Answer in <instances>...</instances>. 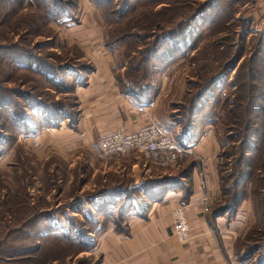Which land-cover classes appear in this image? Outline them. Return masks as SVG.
I'll return each mask as SVG.
<instances>
[{"label":"rangeland","instance_id":"1","mask_svg":"<svg viewBox=\"0 0 264 264\" xmlns=\"http://www.w3.org/2000/svg\"><path fill=\"white\" fill-rule=\"evenodd\" d=\"M212 1L132 0L125 7L128 0H113L111 9L120 16L97 15L103 31L94 36L114 42L110 51L117 69L124 63L127 70L140 66L142 76L126 77L132 86L166 63L164 75H173L167 83L188 90L180 109H186L189 93L215 78L206 121L220 142L219 198L226 202L246 189L258 217L248 232L255 239L264 231V0H218L208 17L204 10ZM88 3L93 4L0 0V264H100L95 242L101 231L85 219L99 213L126 231L128 218L145 207L95 205L111 198L114 189L108 187L131 178L126 167H110L116 158L97 151L98 125L74 122L75 90L98 65L87 54L100 46L91 47L95 37L86 45L71 44L73 33L50 18L71 14L76 4L87 9ZM79 10L78 19H93ZM178 26L186 27L177 33ZM169 38H177L180 47L173 61L161 56L171 46ZM52 226L59 228L58 236L45 231ZM252 238L244 251L256 245Z\"/></svg>","mask_w":264,"mask_h":264},{"label":"crops","instance_id":"2","mask_svg":"<svg viewBox=\"0 0 264 264\" xmlns=\"http://www.w3.org/2000/svg\"><path fill=\"white\" fill-rule=\"evenodd\" d=\"M74 6L75 9L69 11L71 14L65 11L66 16L58 21L73 33L71 44H89L95 31H103L97 17L101 16L100 10L94 4H89L87 9L82 5ZM77 9L82 10L81 15L92 13L95 20L78 19ZM102 36L104 38V33ZM106 44L96 38L91 47H100L92 54L86 53L98 65L87 74V82L75 90L77 116L74 122L98 125L99 134L116 126L132 131L155 123L162 131L191 142L192 151L177 166L165 169L158 168L148 156L132 153L111 163L114 170L126 167L132 179L127 186L138 188L137 194L131 197L141 198V203L146 205L141 213L128 218L126 231L117 232L108 222L100 229L95 242L100 264H256L260 256L264 258L262 250L255 247L256 253L250 256L249 251H244L252 238L248 232L253 231L258 218L251 197L245 194L230 210L214 213L223 202L219 198L220 142L212 123L182 114L178 106L188 90L167 83L173 75H164L166 63L159 71L152 69L146 82L137 80L132 86L123 74L125 63L119 69L114 67V54L110 51L114 47H106ZM174 175L182 179H176L174 187L161 189L157 197L146 195L141 187L144 180L160 181ZM178 202L184 205L189 222V236L183 243L171 229L170 211ZM257 251L259 256H256Z\"/></svg>","mask_w":264,"mask_h":264},{"label":"trees","instance_id":"3","mask_svg":"<svg viewBox=\"0 0 264 264\" xmlns=\"http://www.w3.org/2000/svg\"><path fill=\"white\" fill-rule=\"evenodd\" d=\"M91 1H92V3L96 7H98L100 9L101 16H102L103 19H105V20H106V18L108 20L109 19H115V18H118L120 16L119 15L120 12L117 14L116 11L113 12V9H111L112 8L111 3L113 2V0H106V1H104V0H91ZM130 1H132V0H128V2L124 4V6L127 7L129 5ZM217 1L218 0L212 1L208 5V7L204 10V11H206L205 13H207L208 17H211V15H212V13L210 12V8L212 6L214 7V4ZM72 6H74V5H72ZM114 14H116V15H114ZM64 16H66V12L60 13L57 17L50 16V18L51 19H55L56 21H58V20L60 21V20H63V17ZM185 27L186 26L179 27L177 33H180ZM245 31H247V30H245ZM177 33H174V35L177 34ZM117 39L120 40L119 37H117ZM167 41H168V45H171V46L170 47H167V48L165 47L164 50L161 51L162 52L161 56L162 55H166V59L169 56V57H171L169 59V61H173V60H175V57L178 55V53L180 51V47L178 46V43H177L178 40H177V38H174V39L173 38H169ZM112 43H114V42H111V43L107 42L108 46H111ZM183 51H184V48H183ZM237 60H238V58H235L233 60V62H232L233 64H232V66L229 69H232L233 68V66L237 62ZM84 66L86 67L84 69L85 71H87V70L90 69V68H88L87 65H84ZM127 69L128 68L125 66V71L126 72L124 73V75H126V77H131L132 76V73L134 75H139V76H142L143 75V74L142 75L140 74L141 73L140 66L139 67H132L129 70H127ZM221 73H224V72H221ZM148 78H149V76H148ZM138 80H142V79L139 78ZM136 82H137V80H136ZM135 85H136V83H135ZM217 86L218 85H216L215 78H212L211 81L208 82L207 85L204 84L202 87H200L199 89H197V92H194L193 94L189 93V96L187 97V103L185 104L186 105V109H185L184 106L182 107V109H180L181 112H182V114L184 113V115L186 116V118L189 117V116L194 117V118L197 119V121H204V120L208 119L209 118L208 117L209 116L208 114H210V108L212 106L211 99L213 101V99L215 97L214 95H215ZM76 114H75L74 120L76 119ZM211 115H210V117H211ZM209 122H211V121H209ZM176 179L178 180V178H176V177H172L171 178L170 176L169 177L165 176L163 178V180H160V181L144 180L143 181V184H141V187L144 188L146 195L148 194V195H150L151 198H154V197H157L158 196V193H159V191L161 189L166 188V187H171V186L174 187L175 186V183L177 182ZM130 180L131 179L128 178L126 180V183L124 185L118 182L117 184H113L111 187H108V190H113V189L115 190V191L114 190L112 191L111 194H113V195L111 196V198H109L107 200H106V198H103L98 204H95V205H97V207H100L99 205H103V204L104 205H113V204L115 205L117 203L120 204V202H125L126 204H128L129 207L132 206L134 203L141 204L142 206H145L146 204L141 203V201H142L141 198H139V197H137V198L131 197L132 195H136L137 194L138 188H136V189L135 188L134 189H130L127 186L129 184V181ZM241 183H242V181L240 180V178H238L237 185H240ZM235 187L237 189H239L238 188L239 186H235ZM222 189L223 188L221 186V193L223 192ZM101 192H104V191L101 190ZM245 194L247 195L246 189H244V191L240 192L239 194H235L234 196H232L226 202L221 200L223 203H222V205L220 204V206L216 210H214L215 215L220 214V213H223V211L230 210V208L236 203V200L238 198H240L241 196H244ZM225 195L226 194H224L223 198L225 197ZM97 207H93L94 208L93 210L95 211ZM108 207H110V206H106V208L107 209H110V211H111V208H108ZM74 211L75 212H80V209L77 208ZM135 213L138 214V213H141V211H136L135 210ZM91 215H92L91 218H86L85 220H87L88 222H90L92 225H95L94 226V227H96L95 230L96 229L97 230L102 229L107 224V222H108V221H104L105 218L104 217L101 218V216L99 215V213L91 214ZM122 218L124 219V217H121L120 219H122ZM116 221L117 220H115V222ZM102 222L104 224H102ZM97 224H98V226H97ZM99 225L100 226L102 225V226L99 227ZM117 228H118L117 226L114 227V229L117 232H120L122 230V229H119V228L117 229ZM91 230H93V228L84 227V232H92ZM45 231L46 232H51V233H53V234H55L57 236L60 233L59 228L56 227V226H52L51 228H49V229H47ZM253 231H254V229H253ZM43 233L44 232H42L41 234H43ZM261 234H262L261 236H259V237L257 236V238H255V239L252 238L254 240V242L256 243V245L253 246V247H251V249L248 250L249 251L248 252V255L249 256L251 255L252 251L255 250V247L257 248V250L259 248V250H262V252L264 253V231L261 232ZM64 235H66V233H64ZM66 237H67V235H66ZM261 261L262 262L264 261V258L262 256L259 257L258 262H256V264H259V262H261Z\"/></svg>","mask_w":264,"mask_h":264},{"label":"built area","instance_id":"4","mask_svg":"<svg viewBox=\"0 0 264 264\" xmlns=\"http://www.w3.org/2000/svg\"><path fill=\"white\" fill-rule=\"evenodd\" d=\"M97 151L107 158L125 154L148 156L161 167L177 164L191 153V142L177 134L162 131L155 123H149L128 131L116 126L103 131L95 140ZM171 229L176 239L183 243L189 236V225L183 204L171 210Z\"/></svg>","mask_w":264,"mask_h":264}]
</instances>
